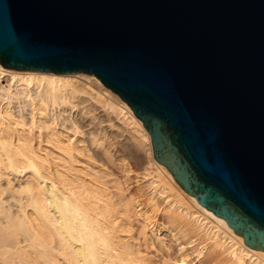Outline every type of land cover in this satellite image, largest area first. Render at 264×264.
<instances>
[{"label": "water", "instance_id": "1", "mask_svg": "<svg viewBox=\"0 0 264 264\" xmlns=\"http://www.w3.org/2000/svg\"><path fill=\"white\" fill-rule=\"evenodd\" d=\"M0 66L96 78L174 183L264 252V0H0Z\"/></svg>", "mask_w": 264, "mask_h": 264}, {"label": "bare ground", "instance_id": "2", "mask_svg": "<svg viewBox=\"0 0 264 264\" xmlns=\"http://www.w3.org/2000/svg\"><path fill=\"white\" fill-rule=\"evenodd\" d=\"M79 78L88 81L96 92L91 93L93 88H87ZM3 81L5 84H2ZM80 95H88L105 112L118 117L122 124L133 131L139 145L148 146V168L142 179L148 182L150 199L156 196L164 200L170 208L169 215H175L172 225L179 223V220H182L180 223L188 221L192 230L207 237L213 248L221 250L228 257L217 264H264V252L246 247L222 219L199 206L174 183L165 168L153 160L149 138L140 121L123 101L96 78L79 73L9 71L1 66L0 173L6 169L27 172V177L20 184L27 204L22 217L0 218V264L137 262L122 239L130 224L129 214L133 207L125 206L122 201L114 202L105 182L99 177L76 168L78 171L74 170L72 164L77 154L74 156L75 148L71 142L65 144L53 132L50 139L46 135V144H43L48 149L43 150L41 132L36 135L31 128L24 131L23 122L19 125L10 117L13 103L34 120L58 111L62 106L73 108L84 103L78 99ZM90 112L88 109L87 113ZM18 125L21 129H18ZM42 151L44 153L41 155ZM141 211V208L137 210ZM20 238L27 242L26 248L19 247ZM54 240L57 241V249L52 246Z\"/></svg>", "mask_w": 264, "mask_h": 264}, {"label": "rangeland", "instance_id": "3", "mask_svg": "<svg viewBox=\"0 0 264 264\" xmlns=\"http://www.w3.org/2000/svg\"><path fill=\"white\" fill-rule=\"evenodd\" d=\"M80 79L87 88L90 86L94 90L95 87L88 81ZM93 90L91 93L96 92V88ZM80 96L78 99L84 103L73 108L62 106L58 111L34 120L13 103L10 117L18 124L23 122L24 131L33 129L36 135L41 132L43 150L48 149L44 141L46 135L51 138L53 132L65 144L71 142L75 148L74 156L77 154L76 162L74 160L75 164H72L74 170L99 177L105 182L114 202L122 201L125 206L133 207L129 214L130 224L122 239L136 258L135 264H217L225 261L227 255L213 248L211 241L202 233L192 230L188 221L180 223L182 220L177 219L179 223L172 225L175 215H169V206L164 200L156 196L150 199L148 182L142 179L148 168V146L139 145L133 131L122 124L118 117L105 112L88 95ZM87 107L91 110L89 114ZM19 125L18 129H21ZM26 177L27 172L16 169H6L0 173V218L22 217L27 200L20 184ZM135 206L137 209H134ZM140 208L142 211L137 212ZM50 214L54 216L51 211ZM19 241V247L26 248L27 242H23L22 238ZM52 246L57 249L56 240Z\"/></svg>", "mask_w": 264, "mask_h": 264}]
</instances>
